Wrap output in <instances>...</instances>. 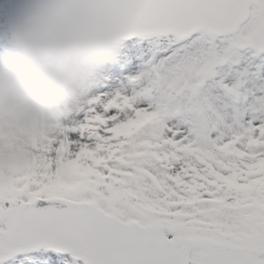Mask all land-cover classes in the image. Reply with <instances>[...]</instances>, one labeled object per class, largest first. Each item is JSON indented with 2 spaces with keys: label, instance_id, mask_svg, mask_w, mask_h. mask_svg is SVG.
Returning a JSON list of instances; mask_svg holds the SVG:
<instances>
[{
  "label": "snow or ice",
  "instance_id": "obj_1",
  "mask_svg": "<svg viewBox=\"0 0 264 264\" xmlns=\"http://www.w3.org/2000/svg\"><path fill=\"white\" fill-rule=\"evenodd\" d=\"M0 264H264V0H138L83 99L0 155Z\"/></svg>",
  "mask_w": 264,
  "mask_h": 264
},
{
  "label": "clouds",
  "instance_id": "obj_2",
  "mask_svg": "<svg viewBox=\"0 0 264 264\" xmlns=\"http://www.w3.org/2000/svg\"><path fill=\"white\" fill-rule=\"evenodd\" d=\"M138 0H21L0 30V155L28 145L91 90Z\"/></svg>",
  "mask_w": 264,
  "mask_h": 264
},
{
  "label": "rangeland",
  "instance_id": "obj_3",
  "mask_svg": "<svg viewBox=\"0 0 264 264\" xmlns=\"http://www.w3.org/2000/svg\"><path fill=\"white\" fill-rule=\"evenodd\" d=\"M9 19L8 4L6 0H0V30L6 26Z\"/></svg>",
  "mask_w": 264,
  "mask_h": 264
}]
</instances>
